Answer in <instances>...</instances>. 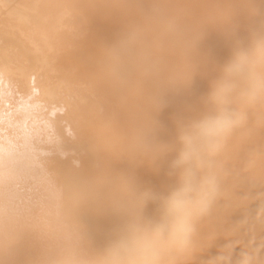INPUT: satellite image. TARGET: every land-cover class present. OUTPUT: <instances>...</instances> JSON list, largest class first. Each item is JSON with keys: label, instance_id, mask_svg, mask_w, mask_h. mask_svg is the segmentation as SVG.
Returning <instances> with one entry per match:
<instances>
[{"label": "bare ground", "instance_id": "bare-ground-1", "mask_svg": "<svg viewBox=\"0 0 264 264\" xmlns=\"http://www.w3.org/2000/svg\"><path fill=\"white\" fill-rule=\"evenodd\" d=\"M217 14L218 0H0V226L9 237L83 217L101 174L134 167L142 188L173 186L175 153L158 157L157 172L141 149L174 140V118L229 56ZM212 171L216 190L182 259L264 264V122L241 125ZM89 223L100 244L115 221ZM43 251L21 245L4 259L27 264Z\"/></svg>", "mask_w": 264, "mask_h": 264}, {"label": "clouds", "instance_id": "clouds-1", "mask_svg": "<svg viewBox=\"0 0 264 264\" xmlns=\"http://www.w3.org/2000/svg\"><path fill=\"white\" fill-rule=\"evenodd\" d=\"M216 23L231 41L229 56L214 67L206 93L174 118V140L141 149L143 162L157 172L158 157L175 153L167 172L173 186L142 188L134 167L101 174L83 217L73 215L54 228L37 224L28 237L11 238L0 226V264H9L4 257L17 246L41 244V257L27 264H185L181 254L196 217L216 190L212 161L252 116L264 122V0H218ZM182 83L187 87L189 81ZM162 130L157 123L154 132ZM149 204L155 205L151 214L145 212ZM101 217L115 223L97 244L89 221Z\"/></svg>", "mask_w": 264, "mask_h": 264}]
</instances>
